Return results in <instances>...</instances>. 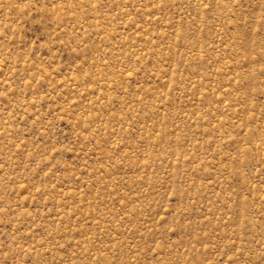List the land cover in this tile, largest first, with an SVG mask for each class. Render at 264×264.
Returning a JSON list of instances; mask_svg holds the SVG:
<instances>
[{"label": "rangeland", "instance_id": "rangeland-1", "mask_svg": "<svg viewBox=\"0 0 264 264\" xmlns=\"http://www.w3.org/2000/svg\"><path fill=\"white\" fill-rule=\"evenodd\" d=\"M0 264H264V0H0Z\"/></svg>", "mask_w": 264, "mask_h": 264}]
</instances>
